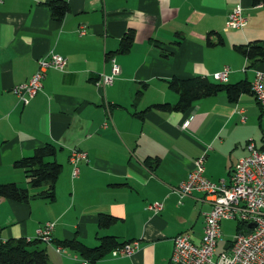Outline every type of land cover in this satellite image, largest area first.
Here are the masks:
<instances>
[{"label": "crops", "instance_id": "1", "mask_svg": "<svg viewBox=\"0 0 264 264\" xmlns=\"http://www.w3.org/2000/svg\"><path fill=\"white\" fill-rule=\"evenodd\" d=\"M61 20L46 0H0V184L27 189V200L0 195V243L36 238V229L54 222L52 243L41 242L51 264H73L81 255L54 245L78 239L96 246L113 235L120 243L137 242L131 255L110 252L87 264H177L171 262L173 238L187 232L198 243L204 213L211 208L201 192L180 197L179 183L195 159L206 152L204 174L229 179L251 138L264 147L261 108L250 85L264 59L248 61L236 45L264 39V4L253 0H65ZM240 5L247 18L242 29L226 28L227 16ZM84 33H80L81 29ZM131 35L128 51H119ZM219 37L221 41H219ZM50 53L66 57L62 70L49 67L43 87L26 104L13 86L28 80L38 60ZM110 57L120 65L111 85L96 84L110 72ZM229 68V84L248 89L231 100L225 91L200 97L187 110L176 105L172 80L206 77ZM55 149L61 163L52 197L49 186H32L15 161L40 146ZM84 150L72 176L69 152ZM160 202L154 211L150 204ZM114 218L99 226L100 216ZM216 253L227 250L223 223Z\"/></svg>", "mask_w": 264, "mask_h": 264}, {"label": "built area", "instance_id": "2", "mask_svg": "<svg viewBox=\"0 0 264 264\" xmlns=\"http://www.w3.org/2000/svg\"><path fill=\"white\" fill-rule=\"evenodd\" d=\"M247 18L240 5H236L228 13L226 28L242 29ZM84 33V29L80 30ZM110 72L99 73L96 84L111 85L120 73V65L114 57H110ZM67 62L66 57L50 53L38 60V67L25 82L13 86V92L23 104L43 87L46 70L53 67L62 70ZM229 68L223 67L212 74L213 80L226 82ZM250 85L261 108V120L264 122V73L255 71ZM248 153L240 157L229 174L224 178L212 181L204 174L206 152L199 155L187 177L176 188L180 197L192 192H201L209 200L211 208L204 213V225L198 243L192 241L187 232H181L173 238L171 262L177 264H264V148H257L250 138L246 143ZM87 160V153L76 147L69 152L72 176L79 174V162ZM154 211L162 208L160 202L150 204ZM235 219L247 225L246 231H239L231 240L227 250L216 253L217 241L221 235V221ZM253 223L254 227L248 226ZM54 222L47 221L36 229L37 238L46 244L52 243ZM137 242L125 243L113 248V257L131 255ZM65 247L55 244L54 249L62 253ZM80 264H87L81 260Z\"/></svg>", "mask_w": 264, "mask_h": 264}, {"label": "trees", "instance_id": "3", "mask_svg": "<svg viewBox=\"0 0 264 264\" xmlns=\"http://www.w3.org/2000/svg\"><path fill=\"white\" fill-rule=\"evenodd\" d=\"M254 4L262 3L264 0H253ZM46 4L51 10L52 17L57 21L61 20L68 10V4L65 0H46ZM221 41V38L218 39ZM132 43L131 35H125L119 46V51H128ZM250 62L264 59V39L239 44L235 46ZM169 85L179 94L176 105L158 104L157 107L163 110L182 109L187 110L192 106L196 99L214 94L215 92L225 91L224 93L231 100H235L241 91L247 90L248 87L244 82L229 84L226 82L209 81L206 77H191L182 80H172ZM264 148V147H262ZM55 149L49 144L40 146L29 155L15 161V166L23 167L26 170L29 183L32 186H40L42 183H49V186L39 195L53 196L52 188L60 170L61 163L51 157L54 156ZM27 189L19 187L15 183L0 184V195L13 200H27L29 197ZM114 218L109 214H103L99 219L101 228L108 227ZM237 232L246 231L247 225L244 222L237 221ZM42 240L39 238L26 240L25 238L8 239L0 243V264H51L48 260L45 247L41 245ZM120 243L113 235H104L99 238L96 246H87L78 239L65 240L57 245L67 247L81 255V260H95L104 256L113 248L119 247ZM73 264H80L77 261Z\"/></svg>", "mask_w": 264, "mask_h": 264}, {"label": "rangeland", "instance_id": "4", "mask_svg": "<svg viewBox=\"0 0 264 264\" xmlns=\"http://www.w3.org/2000/svg\"><path fill=\"white\" fill-rule=\"evenodd\" d=\"M237 221L235 219H228L225 223H223V236L224 239H231L237 233L236 229Z\"/></svg>", "mask_w": 264, "mask_h": 264}, {"label": "water", "instance_id": "5", "mask_svg": "<svg viewBox=\"0 0 264 264\" xmlns=\"http://www.w3.org/2000/svg\"><path fill=\"white\" fill-rule=\"evenodd\" d=\"M248 226L251 227V228H253L254 227V224L253 223H249Z\"/></svg>", "mask_w": 264, "mask_h": 264}]
</instances>
